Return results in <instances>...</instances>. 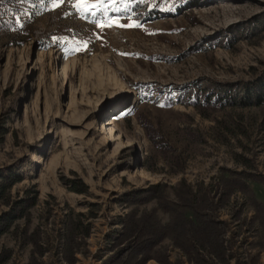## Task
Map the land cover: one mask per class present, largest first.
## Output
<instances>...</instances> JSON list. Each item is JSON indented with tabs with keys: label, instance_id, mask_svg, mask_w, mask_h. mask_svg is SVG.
Returning <instances> with one entry per match:
<instances>
[{
	"label": "rangeland",
	"instance_id": "1",
	"mask_svg": "<svg viewBox=\"0 0 264 264\" xmlns=\"http://www.w3.org/2000/svg\"><path fill=\"white\" fill-rule=\"evenodd\" d=\"M0 1V183L19 179L0 193V218L35 200L0 235V264H102L112 255L107 235L131 210L168 221L154 201L132 206L124 194L156 186L172 200L181 182L215 185L225 170L264 178V106L202 116L179 102L258 82L264 0H104L96 15L67 2ZM113 18L137 26L96 27ZM107 117L111 140L101 131ZM67 179L87 193L69 191ZM247 186L216 214L236 236L228 264H264V210L251 205H264V185ZM160 247L188 264L169 240Z\"/></svg>",
	"mask_w": 264,
	"mask_h": 264
},
{
	"label": "trees",
	"instance_id": "2",
	"mask_svg": "<svg viewBox=\"0 0 264 264\" xmlns=\"http://www.w3.org/2000/svg\"><path fill=\"white\" fill-rule=\"evenodd\" d=\"M7 3L11 4L10 1ZM4 8L8 6L1 2L0 9ZM4 18L5 15L1 14L0 21L4 22ZM14 23L17 24V21ZM179 102L197 108L202 116L232 106L260 108L264 106V74L257 83L250 86L245 85L238 89L231 86L217 90L205 87L192 93L185 102ZM145 130L156 150L166 155L168 149L166 144L158 143L148 126ZM243 162L248 167V161L243 159ZM2 179L0 193H5L19 182V179H13L9 175H4ZM219 179L215 185L196 188L188 186L186 181H183L174 191L172 200L162 192L156 193V186L124 194L125 202L132 206L154 201L156 208L168 215V221L162 224L153 210L140 214L137 210H131L116 224L120 229L107 235L112 255L102 264H146L150 260H155L158 264H175L170 262L167 253L161 250L160 246L164 240H169L175 249L183 253L188 264H228L235 258L229 242L231 243L236 236L231 231L230 224L220 221L216 214L227 205L234 191L247 193L248 181L264 185V178L258 179L250 172L225 170ZM66 184L69 185V191L75 194H86L88 191V187L79 179H67ZM34 204L35 200L31 202L19 200L0 218V235L9 231L15 221L27 217ZM7 205L11 206L12 202L7 201ZM251 205L258 212L264 210V205L255 198H252ZM73 231L74 228L71 232ZM88 234L89 232H86L83 238L88 237ZM35 245L38 255L42 257L47 251L40 247L37 249V244Z\"/></svg>",
	"mask_w": 264,
	"mask_h": 264
},
{
	"label": "snow or ice",
	"instance_id": "3",
	"mask_svg": "<svg viewBox=\"0 0 264 264\" xmlns=\"http://www.w3.org/2000/svg\"><path fill=\"white\" fill-rule=\"evenodd\" d=\"M67 2L68 4H71L74 8H77L78 11L81 12H91V15H96L95 11H92V9L97 8L99 5L104 4V0H96V3H93L89 5V0H52V7L55 8L60 4H64ZM117 0H111V3H116ZM83 7H80V6ZM131 21V18H129ZM113 25L118 26V27H136L137 24L135 22H129L125 24H120L119 18H113L110 20H105L103 22H98L96 27L98 28H103L105 26L107 27H112Z\"/></svg>",
	"mask_w": 264,
	"mask_h": 264
},
{
	"label": "bare ground",
	"instance_id": "4",
	"mask_svg": "<svg viewBox=\"0 0 264 264\" xmlns=\"http://www.w3.org/2000/svg\"><path fill=\"white\" fill-rule=\"evenodd\" d=\"M111 119L109 117L105 118L103 120V123H102V128H101V131L102 132H107V138L106 139H110L111 138H115V134L113 133L114 130H112V128L110 127L111 126Z\"/></svg>",
	"mask_w": 264,
	"mask_h": 264
}]
</instances>
